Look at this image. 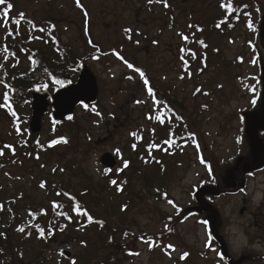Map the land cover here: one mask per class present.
I'll return each instance as SVG.
<instances>
[{"label":"rangeland","instance_id":"1","mask_svg":"<svg viewBox=\"0 0 264 264\" xmlns=\"http://www.w3.org/2000/svg\"><path fill=\"white\" fill-rule=\"evenodd\" d=\"M220 1L167 0L169 7L165 8L163 3L150 5L147 0H81L83 8H79L76 0H10L14 5L12 18L23 12L33 23L53 28L58 34L71 67L75 68L69 85L77 81L80 68L87 66L98 87L97 100L92 106L102 117L95 115L92 106L76 107L74 122L63 123L60 128L59 134L67 143L40 153L39 159L27 156V152L17 153L22 155L16 159L17 156H8L7 151L10 162L3 163L0 159L3 264H18L20 260L23 264H71L72 260L76 264H226L219 256V248L215 250L217 244L209 241V232L202 223L206 214L200 217L189 213L193 212V197L200 189L229 182L234 160L253 156L246 125L243 126L239 116L252 112L256 104L252 103L253 99H262L264 41L254 34L258 20L255 8L240 22L225 21L220 28L214 26L224 20ZM259 2L263 4L264 0ZM83 10L88 13L87 18ZM250 22L252 29L247 26ZM189 24L194 27L189 28ZM197 25L203 27L201 36L207 47L195 51L197 57H207L205 68L200 61L193 60L192 47L188 45L198 33ZM126 27L132 29L129 40L126 39L129 34L124 32ZM7 31L8 28L0 25L2 67L6 66L3 46ZM20 32L25 34L26 29ZM177 33L187 35L188 41ZM153 40L158 43L154 44ZM181 48L187 49L181 53ZM114 50H120L126 60L145 73L158 90L160 101L167 99L176 104L199 143L179 137L173 155L148 154V145L160 146L167 134L166 128L147 117L162 114L165 106L164 103L153 105L139 74L127 68L113 54ZM181 55L188 61L190 76L179 59ZM77 60L81 62L78 64ZM18 69L24 73L26 65L21 63ZM181 75L184 79H180ZM128 76L134 79L128 80ZM56 89L53 85L46 91L52 94ZM137 100L146 103L137 104ZM19 112L25 115L23 119H28L21 127L29 133L30 104ZM50 116L49 108L36 138L42 144L56 137L51 134ZM132 132L141 138L133 137ZM20 138L12 121L0 111V148L10 144L19 152ZM133 143L137 145L135 150ZM116 149H120L121 155L116 154ZM106 153L118 161L107 176L99 162ZM149 156L161 165L157 166ZM141 157L149 162L145 163ZM123 160L130 162L129 167L118 172ZM205 161H211L214 169L209 171ZM111 179L123 184L124 190L117 192L116 186L110 184ZM42 181L43 189L39 187ZM239 189L220 198L206 196L205 200L218 213L216 231L233 263L264 264V172L247 178L246 185ZM57 191L61 192L60 196L56 195ZM64 192L75 196L91 215L104 221V228L94 223L81 228L79 218L70 210L72 201ZM163 193H167L177 208L167 203ZM53 202L60 207L54 208ZM124 205L127 208L121 211ZM30 211L39 213L45 234L50 225L55 234L45 240L38 239L36 231L30 236L17 231L29 219ZM56 212H68L72 222L57 217ZM63 224H67L64 232L57 231ZM166 224L172 225L171 232L165 230ZM141 236L164 241L152 249L141 241ZM208 243L210 247H206ZM168 244L175 251L166 249ZM16 249L21 256L16 255ZM62 250L70 253L68 260L59 255ZM125 250L138 255H125ZM185 252L189 255L181 259Z\"/></svg>","mask_w":264,"mask_h":264},{"label":"trees","instance_id":"2","mask_svg":"<svg viewBox=\"0 0 264 264\" xmlns=\"http://www.w3.org/2000/svg\"><path fill=\"white\" fill-rule=\"evenodd\" d=\"M230 2L233 4V7L236 9V11H234L232 13H229L227 11V7H226L227 4ZM221 3L225 4L224 9H221V7H220ZM245 4L248 6L244 7ZM0 8H1V6H0ZM254 8L258 14V20L254 24V34H255L256 38L259 39V37H258L259 36L258 24H259L260 17L264 12V3L260 4L259 0H239L238 5H237V0H221L219 2V9L224 14V21L240 22L241 20H244V18H246V16L249 13H252ZM258 9H259V11H258ZM83 11L85 12V10H83ZM18 18H19V16L17 14L13 19H18ZM34 25H35V27H33ZM222 25L223 24H221V26ZM214 26H216V24ZM23 28L26 29L25 34H21V32H20V30ZM39 28H45L46 31L40 32ZM200 28L203 29V27H200ZM9 30L13 31V35L11 37H9V36L6 37V39L4 41V46H3L4 49L5 48L8 49L7 52L4 51V61H5L4 64H6V66L2 67L0 69V89H2L0 91L1 92V94H0V105H4L3 107H0V111L3 112V115L6 118H8L9 120L12 121L14 129L16 128L17 124H19V127L21 129L22 134L20 135L21 138H20V141L18 143L19 152H16V149H15V155H11L12 153H11V151L9 153V149H7V150L4 149V155L0 156V159L3 163L4 162H7V163L10 162V159L6 157L7 156L6 151L8 152V156H15V157L17 156L16 159H19L20 158L19 155H22L23 153L27 152L26 153L27 156L33 155L35 157V156H39L40 153H48V152L52 151L53 148L58 145L57 144L53 147L48 146L49 143L52 140H54V138L53 139L50 138L46 144H44V143L42 144L40 142H39V144H37L36 138H39L40 134L39 135H31L30 133L27 132V129L21 127V124H24L25 122H27L28 119H27V117L23 119V116H25V115H21L19 110L22 107H24L25 105L29 104L28 102H29L30 94L33 91H46V90H49L50 87H52L53 85H54L55 89L69 85L71 83V75H73V71L75 70V68L72 69V67H71L72 62L69 59L66 48L61 43L58 34L53 31V28H50V27L47 28L43 24L37 25V24L33 23L25 14V18L23 20H21L20 25L17 26V25H14L13 23L10 22L8 24V31ZM195 30H196V28H195ZM8 31H7V33H8ZM197 32L198 33H196L192 37V39H190L188 41V45L190 47H192L191 52H194L196 55H197V52L195 50L199 49L201 52V51H203V47H205L204 46L205 44L199 43V41H201V40H203V42H204V39L201 36V35H203V31H197ZM128 36L126 37L127 40H129ZM197 37H199V38H197ZM93 46L98 50L97 46H95L94 44H93ZM186 49L187 48H185V50ZM115 51H118L123 56V53L120 50H115ZM257 54H258V52H257ZM259 55L260 54H258V56ZM5 57H7V58L5 59ZM193 60L194 61L195 60L200 61V63L202 65L204 64V68L206 67L205 61L207 60V57H204V59H203V57H200V55H199L198 57L196 56L195 59H193ZM33 61H35V63ZM80 62L81 61L77 60L78 64ZM21 63L26 65V71L24 73L19 72V69H18L19 66L21 65ZM8 66H10V68ZM45 70H47V71H45ZM147 79L149 80L148 77H147ZM55 80L63 81V85L56 84L54 82ZM259 81H261V79ZM149 83H150V86L157 93L158 90L153 86V84H151L150 80H149ZM261 83H262V81H261ZM43 85H47V87H43ZM262 86H264V79H263V85ZM5 92L8 93V96H9L8 101H4V99H3V94ZM158 96H159V94H157L156 99L160 101ZM161 103H164V106H165L164 111L162 113V119L164 122L160 123L155 118H153L152 120L156 124L159 123L160 126H162V128H166V129H164L166 134H167V137L165 140L171 139L173 141V144L171 147H169L167 144L164 143L165 140L160 141V146L152 148L151 154L157 152V153H160L162 156H165L166 154L173 155L174 154L173 152H175V150L178 149V145L176 143L178 138L180 137V138H183L184 140L189 138V139L193 140V138L190 136V133H194V132L190 129V127L188 125V121L186 120L187 118L185 117V114L176 106V104L170 103L167 99L161 101ZM261 103L264 104L263 101H261ZM8 105H11L12 109L20 117L19 121H16L15 118L11 116V114L8 111ZM155 110H156V108H155ZM157 114H159V113H156V115ZM156 115L153 114V117H155ZM71 117H72L71 120H69L67 118L63 123L65 124L67 122H70V123L74 122V114ZM239 117L241 118V123L243 124V126L247 125L246 122L244 121L243 115H240ZM22 120H24V122ZM63 123L62 124L51 123V126H50L52 129L51 134H52V136L53 135L56 136L55 139H61L62 138L61 137L62 134L60 133L61 134L60 135L59 132H60V128L63 125ZM155 139L158 140L157 136L155 137ZM194 140L197 143H199L196 139V135H195ZM256 140H258L257 136H256ZM32 141H35V142L32 143ZM248 142L252 148V153H253L254 145L251 144L249 138H248ZM161 143H162V145H161ZM32 144H33V146H32ZM200 150H201V148H200ZM147 152L149 154L148 148H147ZM17 153H22V154H17ZM28 153H31V155H28ZM168 157H173V156H168ZM202 158H203V156H201V159ZM149 159L151 161H154L157 164V166H159V164L161 165V162L159 161V163H157L158 160L154 159L153 156H149ZM205 163L208 164V166L210 167L211 170L214 169L213 163L211 161H209V162L205 161ZM212 173L213 172H211V176L213 175ZM215 181H217V179H215ZM213 186H216V188L219 190V195L216 198L224 196V195H226V193H229V191L226 190L225 187L221 184H218V185L214 184ZM79 203H81V202H79ZM81 205L83 206V204H81ZM196 206L197 205L194 203V208L191 209L193 212H190L189 214H191V215L195 214L197 216L203 217L202 214L198 213ZM30 212L33 213L34 215L30 216L29 212H28L29 219H26L24 224L21 226L25 228L26 234L31 233L32 231H36V233L38 234V232L36 230V225H40L41 227H43V225L40 223V220H39V213L37 214V213L32 212V211H30ZM57 213H60V212H56V216L57 217L59 216L61 218L62 216L57 215ZM92 216L94 218L98 219L94 215H92ZM78 220L80 223L86 224V219L84 217H79ZM94 224H95V226L99 225L96 223H94ZM104 224H105V222H104ZM89 225H92V224H89ZM171 227H172V225L169 228H171ZM102 228H104V226ZM167 232H171V231H167ZM45 235L46 236L48 235V230H47V234H45ZM151 241L153 242L152 247H151L153 249V247L156 246L155 243L161 244V242H163L164 240L162 238L159 240L156 238H152ZM214 247H215V250H218V246H216L214 244ZM2 250H3L2 247H0V251H2ZM12 251L13 250H10L11 253H12ZM125 251H126L125 255H129V252L127 250H125ZM15 253H16V255H18L19 250L16 249ZM20 256H21V254H20ZM1 257H2V254H0V258ZM0 263L3 264L1 262V259H0ZM18 264H23V262L20 260V262ZM234 264H239V263L234 261Z\"/></svg>","mask_w":264,"mask_h":264},{"label":"snow or ice","instance_id":"3","mask_svg":"<svg viewBox=\"0 0 264 264\" xmlns=\"http://www.w3.org/2000/svg\"><path fill=\"white\" fill-rule=\"evenodd\" d=\"M147 2H148V4H150V5L153 4V3H163V6H164L165 8L169 7V4L167 3V0H147ZM238 3H239V0H237V5H238ZM0 6H3L2 10H0V25H2L6 30H7V28H8V24H9L10 22L13 23L14 25H17V26H18V25H20L21 20H23V19L25 18V14H24L23 12H20V13L18 14V16H19L18 19H13V18H12V16H11L10 14H11V13L13 12V10H14V5H13L12 2H10V0H0ZM76 6H77V7H80V8H83V5L81 4V0H76ZM247 6H248V5H246V4L244 5V7H247ZM220 7H221V9H224V8H225V4H224V3H221V4H220ZM226 7H227V11H228L229 13H232V12L236 11V9L233 7V4H232L231 2L228 3ZM258 11H259V9H258ZM84 16H85L86 18L88 17V13H87L86 11L84 12ZM223 23H225V21H224V20H221V22L218 23V24L216 25V27L219 28V27L221 26V24H223ZM247 26H248L250 29H252V27H253L251 22L248 23ZM33 27H35V25H34ZM52 27H54V25H53ZM188 27H189V28H192V27H194V26H193L192 24H189ZM195 27H196V30H197V31H203V29H201L198 25L195 26ZM39 31H40V32H45L46 29H45V28H39ZM124 32H125L126 34H129L128 38L131 39L132 29L126 27V28H124ZM137 34H138V33H137ZM12 35H13V31H12V30H9V31H8V36L11 37ZM177 35L181 36V38H182L184 41H188V39H189V37H188L187 35H184L183 33H177ZM88 43H89V44H92V41L89 40ZM136 43L138 44L139 41H136ZM153 43L156 44V43H158V41L153 40ZM199 43L204 44L203 40L199 41ZM204 46L207 47V45H204ZM4 51L7 52L8 49L5 48ZM180 52H181V53L185 52V49H184V48H181V49H180ZM113 54L116 55V57H117L119 60H121V61L127 66V68H129V69H131L133 72H136V73L139 74V76H140V78L142 79L143 84H144V86H145V88H146L147 95H148L149 98H151V100H152V102H153V105H154V106H160V105H161V101H159V100L156 99L157 93H156L155 90L150 86L149 80L147 79L145 73H144L140 68L135 67L131 62H129L128 60H126V59H125V58H124V57H123L118 51H115V50H114ZM191 55H192V58L195 59L196 54H195L194 52H192ZM6 58H7V57H5V59H6ZM93 58H94V59H97L98 57H93ZM179 59L183 62L184 70H185L186 72H188V61L185 60V58H184L183 55H181V56L179 57ZM241 60H242V58H241ZM33 62L35 63V61H33ZM252 63L255 64L256 61L253 60ZM0 67H2V65H0ZM202 70H203V69H201V71H202ZM45 71H47V70H45ZM188 75L190 76L191 73L188 72ZM127 79H128V80H133L134 77H133V76H128ZM180 79H184V76L181 75V76H180ZM54 82H55L56 84H61V85H63V81H61V80H55ZM6 86H7V85H6ZM43 87H47V85H43ZM252 90H253V92L255 91L254 88H253ZM196 91L199 92L200 89H197ZM3 99H4V101H8V100H9V96H8V93H7V92H5V93L3 94ZM136 103H137V104H143V103H146V101H143V100H137ZM252 103H255V99H253ZM3 106H4V105H0V107H3ZM84 107L87 108L88 105H84ZM8 111H9V113L11 114V116L15 118L16 121H19V120H20V117H19V116L17 115V113L12 109L11 105H8ZM92 111L95 113L96 116H98V117H102L101 112L97 111L95 106H92ZM153 118H155L156 120H158L160 123H163V122H164L163 119H162V114H157L155 117H153V116H148V117H147V119H149V120H152ZM68 119L71 120L72 117L69 116ZM15 131H16L17 136H20V135L22 134V133H21V129H20V127H19V124H17V126H16V128H15ZM130 135H132L133 137H136L137 139H140V138H141V137L137 136V133H136V132H132V133H130ZM190 136L193 138V140L195 139V134H194V133H190ZM67 142H68V141H67L66 139H54V140H52V141L49 143L48 146H49V147H53V146H55V145H57V144H60V143H67ZM164 143L167 144L169 147H171L172 144H173V141H172L171 139H168V140H165ZM37 144H39V141H37ZM136 147H137V145H136L135 143H133V144H132V148H133V150H135ZM155 147H158V145H156L155 143L148 145V148H149V155H151V149H152V148H155ZM198 147H199V146L197 145V148H198ZM4 149H9V150L11 151L12 155H15V148H14L12 145H10V144H4L3 147L0 148V156H3V155H4ZM165 150H166V149H165ZM115 151H116V154H117V155H121V153H120V149H116ZM28 155H31V153H28ZM36 158L39 159V156H37ZM141 159H144V158L141 157ZM12 162L15 163L14 160H13ZM144 162H145V163H148L149 161H148L147 159H144ZM129 163H130V162H129L128 160H123V167L120 168V169H117V171H118V172H123L124 169H127V168L129 167ZM157 163H159V161H157ZM201 163H204L203 159H201ZM0 167H3V165L0 164ZM41 167H44V166L41 165ZM55 171H56V169L54 168V169H53V172H55ZM60 171H64V170H63V169H60ZM111 171H112L111 169H105V170H104V175H105V176L109 175V173H111ZM209 171H211L210 168H209ZM5 175H8V174L5 173ZM16 178H17V179H20V177H16ZM123 183H127V181H124ZM110 184L116 186V190H117V192H122V191L124 190V189H123V184H118V182H117L116 179H111V180H110ZM39 187H40L41 189L45 188V182L42 181V182L40 183ZM53 187H55V185H53ZM157 191H159V189H157ZM56 195H57V196H60V195H61V192L57 191ZM63 195H64V196H67V197L73 202V203H72V206L70 207V210H71L72 212H75V214H76V216H77L78 218H79V217H84V218L86 219V224H85V223H82V224L80 225L81 228H84V227H86L87 225H89V224H93V223L99 224L101 227H103L104 221L94 218V217L89 213V211L87 210V208L82 207V205L77 201V199H76L75 196L71 195V194L68 193V192H64ZM163 196H164V199L167 200V203H168L169 205H172L173 208H177V205L173 202V200L168 199V197H167V193H163ZM53 207H54V208H58V207H60V205L57 204L56 202H53ZM126 208H127V205L122 206L121 211L126 210ZM2 210H3V205H0V211H2ZM29 215L32 216V215H34V214L31 213V212H29ZM57 215L63 216V218H64L65 220H67L69 223L72 222L73 217H72L71 215H69L68 212H60V213H57ZM168 219L171 220V217H169ZM202 223H204L205 225H207L208 222L205 220V221H202ZM66 228H67V224L59 225V226L57 227V231H59V232H64V230H65ZM165 229H166L167 231H172V229L169 228V226H168L167 224L165 225ZM36 230H37V232H38V239H45V240H47L49 237H51V236H53V235L55 234V233L53 232V228H52L51 225H50L49 228H48V235H47V236L45 235V229H44L43 227H41L40 225H36ZM17 231H19L20 233H25V228L21 226V227H19V228L17 229ZM0 235H2V233H0ZM27 235L30 236L31 233H27ZM124 235L127 236L128 233L125 232ZM140 239H141L144 243L149 244V247H150V248L152 247V243H153V242L151 241L150 238H147V239H146L144 236H141ZM210 240H211V234H209V241H210ZM81 243L84 244V245L86 246V242L81 241ZM109 243H112V237H109ZM156 246H159V244L157 243ZM165 247H166V249H171L172 251H175L174 246L171 245V244H168V245H166ZM206 247H210V243L206 244ZM132 254H136V255H138V253H131V252H129V255H132ZM166 254H168L169 256L171 255V254L168 253V252H166ZM59 255L63 256V255H64L63 251H61V252L59 253ZM188 255H189V253H187V252L183 253V255L181 256V259H184V258L187 257ZM71 264H76V261H75V260H72Z\"/></svg>","mask_w":264,"mask_h":264},{"label":"water","instance_id":"4","mask_svg":"<svg viewBox=\"0 0 264 264\" xmlns=\"http://www.w3.org/2000/svg\"><path fill=\"white\" fill-rule=\"evenodd\" d=\"M259 34L264 41V12L260 19ZM98 96V87L96 79L87 66H82L79 70L78 78L75 84L67 85L58 88L54 93L49 94L47 91H36L30 95V120L28 124V131L31 135H37L42 130V118L47 113L49 108L51 109L50 121L52 123H63L65 119L72 116L76 107H84V105L92 106L95 104ZM264 97V90H263ZM245 122L253 126L258 127L261 123V118L255 114H248L245 116ZM255 138H251L253 142ZM257 145H254V147ZM253 147V148H254ZM257 150V149H256ZM100 165L105 169H114L116 166V160L113 156L106 153L100 157ZM240 162L237 163V166ZM242 171L247 172L249 168L247 164L242 165ZM225 188L232 190L236 188L234 178L231 177L229 182L225 183ZM219 192L213 187H205L200 189L194 195V202L198 205V212L206 214L204 221L208 223L206 225L211 239L217 244L219 248L220 257L226 262V264H234L228 257L225 245L222 239L218 236L216 231V223L218 220L217 211L205 200V196H218ZM242 210L240 214H242ZM63 257L68 260L70 253L62 250Z\"/></svg>","mask_w":264,"mask_h":264},{"label":"flooded vegetation","instance_id":"5","mask_svg":"<svg viewBox=\"0 0 264 264\" xmlns=\"http://www.w3.org/2000/svg\"><path fill=\"white\" fill-rule=\"evenodd\" d=\"M260 96L262 97V99L255 100L256 104L254 105L252 112H249V114H255L259 116L261 118V123L258 127L247 123L246 131H245L250 141L251 138L253 137L255 138V140L253 142L251 141V143L252 145H257V146L253 148V153H252L253 156H239L234 160V168L229 177V178L233 177L235 182L240 183L241 186L239 188L246 185L247 178L254 177L256 174L260 172H264V145H263L264 144V139H263L264 138V104L261 103V100L264 102L263 93L260 94ZM256 136L258 140H256ZM238 162H240V164L237 166ZM243 164H247L249 171L247 172L242 171ZM225 183L226 181L223 182L224 184L223 186H225ZM238 183L236 184L238 185Z\"/></svg>","mask_w":264,"mask_h":264},{"label":"bare ground","instance_id":"6","mask_svg":"<svg viewBox=\"0 0 264 264\" xmlns=\"http://www.w3.org/2000/svg\"><path fill=\"white\" fill-rule=\"evenodd\" d=\"M249 113H246L243 117L245 118V116L246 115H248ZM236 184V183H235ZM225 187V186H224ZM213 188H215V187H213ZM236 188H237V184H236ZM235 188V189H236ZM218 192H219V190L217 189V188H215ZM226 189V188H225ZM235 189H232V190H228V189H226V190H228L229 191V193H226V194H234V193H236V192H238V191H240L241 189H239V188H237L236 190ZM234 190V191H233ZM219 195V194H218ZM217 197V196H216ZM222 197V196H221ZM218 198H220V197H218ZM196 204V203H195ZM197 205V204H196ZM197 210H198V205H197ZM199 213V212H198ZM199 214H201V213H199Z\"/></svg>","mask_w":264,"mask_h":264}]
</instances>
